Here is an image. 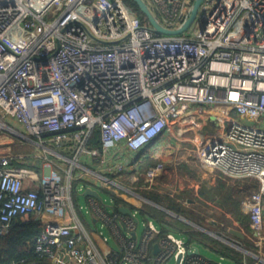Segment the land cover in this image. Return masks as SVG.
<instances>
[{"label":"built area","instance_id":"obj_1","mask_svg":"<svg viewBox=\"0 0 264 264\" xmlns=\"http://www.w3.org/2000/svg\"><path fill=\"white\" fill-rule=\"evenodd\" d=\"M145 1L169 29L183 25L194 2ZM210 109L218 130L201 136L192 118ZM176 123L194 132L199 164L255 181L249 226L264 248V0H202L175 35L154 32L131 0H0V132L49 159L39 177L0 154V234L15 217L38 220L35 248L46 264H225L172 230L162 233L154 218L138 235L139 219L111 209V194L110 205L85 196L86 213L117 241L101 247L75 200L74 180L87 179L93 185L78 193L100 192L98 185L130 207L137 165ZM95 129L99 148L88 145ZM163 168L148 165L144 181L152 187ZM236 264H248L246 255Z\"/></svg>","mask_w":264,"mask_h":264},{"label":"crops","instance_id":"obj_2","mask_svg":"<svg viewBox=\"0 0 264 264\" xmlns=\"http://www.w3.org/2000/svg\"><path fill=\"white\" fill-rule=\"evenodd\" d=\"M211 112L213 114L215 112V109H210L202 114L194 113L193 115V125L199 128L195 131L200 133L201 136H205L208 133L212 132L213 127L211 126V123L214 121V119L209 117V114H211ZM193 133L194 132L192 131L182 133L180 132V126L178 123L174 125L171 124L170 129L166 131L163 137H160L155 141V144L151 148V153H149L148 156L155 162L161 160L166 161V166L156 177L154 189L162 195H167L168 197L172 198L169 201H171L173 205H175V207L191 206L193 209L200 210L201 212L204 211V208H208L207 210L209 212L223 214L224 216L232 219L231 226H228L226 228L227 230H223L222 232V230L220 229H222L224 223L220 221V218L211 216L208 219L206 214L201 215L200 213L197 214H199L198 216L201 218V220H199L198 222H193L189 219L184 218L179 213L177 214L176 211L172 210V213L169 208L164 207L165 205L163 203H157L153 199L151 200L150 197L146 198L143 195H139L138 193L128 195L127 201L135 208L140 207L142 203H149L163 211L166 210L165 212L173 218L180 219L184 222L187 221L186 223L191 226L194 225L195 227V225H199V229L206 234V238H200L193 243L198 247L199 245H203L205 248L210 249L211 251L221 256L223 255V253L221 252L224 251V247L231 246L232 248H236V250H239L237 251L240 252V256L242 258L245 255L246 258H250L252 260L251 264H264V248H259L255 244V241L253 240V237L251 235L249 218L247 220L248 226L245 227L243 225V221H241V219L237 217V215L240 216L239 211H242L243 214L249 215L247 201L251 190L255 186V181L249 178H231L221 171L204 167L198 163L195 157L189 159V157L191 156H189L187 152L179 157L174 156V158L171 155L174 149L180 148V146H191L194 144L192 142ZM26 145L34 144L22 141L20 139L16 141L15 137L12 138L10 135L4 132H0V154H12L15 157L16 164L25 165L35 169L37 175L40 177L47 170L45 169L46 166H44V162L46 161L47 163L49 159L44 158L41 151L37 149L35 145L34 146L36 147V151L33 152H30ZM50 156L52 158L54 157L52 155ZM63 163L51 160V164L53 167H58V164L63 165ZM145 171L146 168L142 171L143 175ZM141 180L143 181L144 178ZM165 204L166 207H168L167 200ZM135 210L136 209H134L133 211ZM87 213L89 215L85 214L83 219L87 220V225L93 232L95 241L104 248L117 247V241L115 237L112 236V233L110 232L108 226L106 225V227L108 228V234H105L103 232V229L98 227V223L101 220L99 218H96L95 216L90 215L89 212ZM210 215L215 214L210 213ZM207 221L211 223L214 229L208 230L202 225ZM232 230H237L243 233L244 236L240 237L239 235L232 233ZM99 231H102L104 235H106V242L100 236L101 234H99ZM225 232H228L229 235L227 236L236 239L237 242L244 248L240 250L241 248L228 242L225 236H223L226 234ZM137 233L138 235L140 234L139 230L137 231ZM249 235H251V237ZM256 255L258 256V258L256 257ZM229 257L230 258L228 263L236 264L235 260H233L234 258L231 255ZM258 259L262 261H258Z\"/></svg>","mask_w":264,"mask_h":264},{"label":"trees","instance_id":"obj_3","mask_svg":"<svg viewBox=\"0 0 264 264\" xmlns=\"http://www.w3.org/2000/svg\"><path fill=\"white\" fill-rule=\"evenodd\" d=\"M131 2L133 3V5H135L133 1ZM211 125L214 126L215 122L213 121ZM99 136V130H93L89 138L88 145L99 148L101 146ZM67 154H70V152H67ZM154 162L155 161H153V159H150V157H144L137 165L135 172L142 174V171L147 168L148 165L153 164ZM141 179L142 177L140 176L139 181H142ZM82 183L93 185L92 182L87 179L74 180L73 189L75 194H78V187L81 186ZM95 186L100 190V192L101 190H104L113 196V207H115V211L121 214L122 212H120L117 207L121 203L126 202L114 193L107 191L105 188L98 185ZM255 188L256 184L253 189ZM145 194L151 199H154L158 196L165 198L168 202V208L174 209L175 205H173V203L169 201L172 198L168 197L167 195H162L158 191H151L150 189L148 191H145ZM130 207L133 208V210L136 209L139 215H142L143 217H145V219H148L149 217L154 218L157 223L161 225L162 233H165L168 230H172L178 235L186 234L188 236L186 240L191 244H193L200 238H206V234L202 230L196 229L195 227L192 229V226L188 230L187 223L181 221L180 219L169 216L165 211L149 203L138 208H135L133 205H130ZM239 214L240 216L237 215V217H239L241 221H243V225L247 227V220L249 216L243 214L242 211H239ZM41 229L42 225L38 220H35L33 218L22 219L20 217H15L12 220L11 224L5 230V232L0 234V264H10L12 262H37L39 264H46L48 262V259L45 256L39 254V252L35 248V239L39 235ZM221 253H223V255L227 258H230L229 256L231 255L234 258L232 259L237 263H239L241 260L240 252L230 247H224V251H222Z\"/></svg>","mask_w":264,"mask_h":264},{"label":"rangeland","instance_id":"obj_4","mask_svg":"<svg viewBox=\"0 0 264 264\" xmlns=\"http://www.w3.org/2000/svg\"><path fill=\"white\" fill-rule=\"evenodd\" d=\"M212 126V125H211ZM216 125H214V126H212V127H215ZM214 130H218V128H217V126L215 127V128H213L212 129V131H214ZM18 139L16 138V141H17ZM26 147H28V150H30V152H33V151H36V147L34 146V145H26ZM192 147V148H191ZM193 149H194V144L193 145H184V146H180V148H177V149H174L173 150V152H172V156L174 157V156H176V157H179V156H181L182 154H184V153H188V155L189 156H191V157H189V159L190 158H192V157H195V154H194V152H193ZM165 153V152H164ZM187 155V154H186ZM175 158V157H174ZM195 159L197 160V158L195 157ZM198 161V160H197ZM161 162L163 163V165H164V167L166 166V161H164V160H161ZM198 163H199V161H198ZM228 176V175H227ZM141 177H142V179H143V173L141 174ZM230 177V176H229ZM231 178H233V177H231ZM128 183V182H127ZM131 187H133V191L135 192V193H138L139 195H143L144 197H146V198H149L146 194H145V191H148L149 189L151 190V191H154L155 189H154V185L151 187V185L148 183V182H146V181H137V183H128ZM155 191H157V190H155ZM163 191H164V189H163ZM253 191V189L251 190V192ZM101 193H102V196H103V202L104 203H106L107 205H110L111 204V200H112V196L108 193V192H106V191H104V190H101ZM75 196V200L77 201V204L79 205V206H81V208H82V210H83V212L84 213H86V210L87 209H89V204H88V201L86 200V197L83 195V193H82V191H80V193H78V194H75L74 195ZM152 200V199H151ZM155 202H157V203H163L165 206V208H168V207H166V199L165 198H163V197H161V196H158V197H156V198H154L153 199ZM184 203H186V202H184ZM146 205V203H142V205H140V207L141 206H145ZM108 207V206H107ZM156 207V206H155ZM158 208V207H157ZM175 209V210H174ZM174 209H170L169 208V210H173V211H176L177 212V214L179 213L181 216H183L184 218H186V219H189V220H191V221H193V222H198L199 220H201V218L198 216L199 214H197V213H200L201 215L202 214H206V216L208 217V219L211 217V216H213V217H215V218H220V221L222 222V223H224V225L222 226V229H220V230H222V232H223V230L225 231V230H227L226 228L229 226H231V224H232V219H230L229 217H226V216H224L223 214H219V213H215V212H209L207 209L208 208H204L203 210L204 211H200V210H196V209H193L191 206H180V207H175L174 206ZM166 211V210H165ZM173 211H172V213H173ZM210 213H213V214H215V215H210ZM86 214H88V213H86ZM89 215V214H88ZM249 216V215H248ZM137 217H138V219H139V225H138V230H139V232L141 233V231H142V229H143V221L145 220V217H143L142 215H139V213H137ZM194 219V220H193ZM182 221V220H181ZM184 222V221H183ZM187 221H185V223H186ZM200 223V222H199ZM188 224V223H187ZM202 224V223H201ZM206 229H208V230H212V229H214L213 227H212V225H211V223L209 222V221H207V222H205V223H203L202 224ZM158 226H160L159 224H158ZM98 227L99 228H102L103 229V232L105 233V234H108V229H107V227H104V226H102V223H101V221H99V223H98ZM187 229L189 230V228L191 227V225H187ZM194 228V225H192V229ZM226 233V232H225ZM178 235V234H177ZM220 235V234H219ZM227 235H229L228 234V232L225 234V235H223V236H225V237H229V236H227ZM179 236H182L183 238H188V236L186 235V234H179ZM250 237H251V235H249ZM111 241V240H110ZM112 242V241H111ZM113 243V242H112ZM230 248H232L231 246H230ZM241 249L240 250H242V248H244L242 245H241V247H240ZM199 249H200V253L202 254V255H204V256H206V257H208L209 259H212V260H214V261H216V262H225V263H228L229 262V258H224V259H221V256L219 255V254H217V253H215V252H213V251H211L210 249H207V248H205L203 245H199ZM232 249H235L236 250V248H232ZM238 250V249H237ZM236 250V251H237ZM239 251V250H238ZM244 252V251H243ZM242 258V257H241ZM247 260H248V264H251V259L250 258H247ZM173 262V261H172Z\"/></svg>","mask_w":264,"mask_h":264},{"label":"water","instance_id":"obj_5","mask_svg":"<svg viewBox=\"0 0 264 264\" xmlns=\"http://www.w3.org/2000/svg\"><path fill=\"white\" fill-rule=\"evenodd\" d=\"M131 1H133L135 3V5L138 8V10L140 11L141 15L145 18L146 22L151 26V29L154 32L159 33V34H167V35H175V34H180V33L184 32L193 22L196 14H197L199 5L202 2V0H194L192 8L190 10V14H189L188 18L186 19V21L183 23V25L177 29H169V28H166L163 25H161V23L157 20V18L152 13L151 9L149 8V6L145 0H131ZM82 193L84 196H94L98 200L102 199L101 193L97 189L92 188L91 186H86ZM118 208H119L120 212L130 215L136 221L138 220L137 216L133 213V211L131 210L130 207L119 206ZM111 209H114V207L112 206ZM231 232L236 234V235H239L240 237L244 236L243 233H241L237 230H232ZM194 248H195L194 249L195 253H200V249L197 245H195ZM157 249H158V247H157ZM177 263H178V260L174 264H177ZM225 264H229V263H225Z\"/></svg>","mask_w":264,"mask_h":264}]
</instances>
